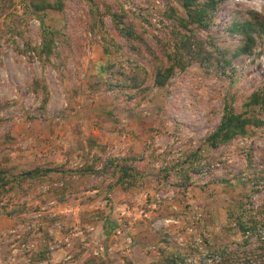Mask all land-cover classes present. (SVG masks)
I'll list each match as a JSON object with an SVG mask.
<instances>
[{"label": "rangeland", "instance_id": "374dc122", "mask_svg": "<svg viewBox=\"0 0 264 264\" xmlns=\"http://www.w3.org/2000/svg\"><path fill=\"white\" fill-rule=\"evenodd\" d=\"M35 1L0 0V170L11 180L36 168L88 166L98 174L74 177L63 203L54 190L64 185L59 173L14 189L10 182L0 192V264H154L162 250L186 264H264V226L246 243L227 214L244 203L264 221V187L252 190L264 185V127L223 147L206 145L227 101L240 113L264 88V34L253 36L251 53L232 57L229 78L193 64L159 89L155 73L177 35L165 1L64 0L62 11L40 13ZM93 3L101 13L127 14L146 41L142 55L130 53L110 16L105 30H90ZM254 14L264 22V0H222L209 34L199 35L233 53L244 46L236 26ZM43 31L56 38L58 54L48 61L38 54ZM105 37L123 50L107 55ZM123 72L143 83L111 89ZM194 153L201 169L189 179L165 172ZM110 159L140 170V186H116L119 175L104 173ZM40 252L47 259L34 261Z\"/></svg>", "mask_w": 264, "mask_h": 264}, {"label": "trees", "instance_id": "16d2710c", "mask_svg": "<svg viewBox=\"0 0 264 264\" xmlns=\"http://www.w3.org/2000/svg\"><path fill=\"white\" fill-rule=\"evenodd\" d=\"M169 6L168 16L170 19L176 22L175 29L176 42L172 51L166 52L167 65L158 69L154 77L155 87L162 89L169 85L171 79L177 71H185L193 64H199L202 67H206L208 72L216 70L223 77H228V67L231 65L232 57L235 58L242 54L251 53L254 41V35L264 34V22L260 20L257 14H254L250 20L240 23L236 26L234 32L241 35L244 38L243 47L238 48L235 52L231 53L227 50L221 51L214 43L205 41L199 34H209L212 27L213 16L216 14L218 7L222 0H163ZM176 1L182 9L183 13H180L175 6H171V3ZM32 7L35 12H45L49 9L62 11L64 9V0H56L52 3L49 0H37L33 3ZM90 14L93 18V25L90 30L96 34L98 28L105 30L104 17L110 16L116 32L127 43L130 53L140 55L139 44H146V41L142 34H140L136 26L127 22V14L125 12L115 13L110 7L106 8L105 13H101L99 7L96 4H91ZM43 43L39 51V57L41 60H51L55 54H58L56 48V38L50 35L49 32H42ZM104 50L109 55L112 49L115 52H121L123 48L119 42H113L112 39L103 38ZM206 45L216 47L214 52L209 51ZM113 47V48H112ZM26 50H31V47H26ZM142 55V54H141ZM131 64V62H130ZM132 65V64H131ZM134 70L140 76L143 69L133 62ZM137 75V76H138ZM121 78L116 81L117 83H110L111 89L121 84H132L133 87H139L143 80H138L137 77L131 78L126 73H122ZM229 78V77H228ZM38 85V84H37ZM48 99V97H47ZM45 100V104L47 103ZM264 88L260 91L252 94L246 99L242 107V112L237 113L234 108V99L224 106L223 116L220 125L217 129L208 137L206 145L211 149L226 146L231 142L245 138L251 134L253 128L259 129L264 127ZM127 159H110L105 166V172L110 171L114 174H118V180L116 186H119L125 192H130L135 187H139L141 184L142 174L137 168H129L126 164ZM200 156L197 153L191 154L173 167L166 169L165 172L170 175V171L177 170L176 174L182 173V178L189 179L192 173L200 171L199 165ZM52 173H59L62 177L58 182L64 183L62 187H58L55 190L57 201L60 203L68 202L71 199L72 186L76 183L75 179H85L89 175H96L98 171L95 167H83L77 171L69 172L63 168L50 170L36 168L28 172H24L18 177H13L11 180L8 176V172L5 169L0 170V192L8 190L7 187L10 182L13 181V189L16 186H23L27 182H42L51 178ZM69 174V176H68ZM75 177V179H74ZM66 179H70L66 181ZM74 179V180H73ZM243 182L244 186H248V183ZM264 185L256 183L253 185L252 190H261ZM23 211H21L22 214ZM228 224L237 230L245 242L248 243L252 238L257 237L260 228L264 226V221H260L257 218V212L247 208V205L241 203L236 207H231L228 211ZM15 212H13V216ZM221 256L227 252L223 251ZM39 259L35 258L34 261L41 262L47 259L46 252H40ZM156 260L154 264H186L184 259L179 255L167 256L163 250L155 256Z\"/></svg>", "mask_w": 264, "mask_h": 264}]
</instances>
